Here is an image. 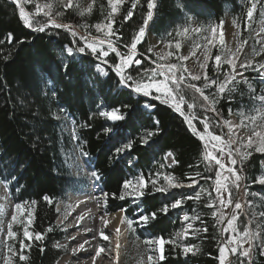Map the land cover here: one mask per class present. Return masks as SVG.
I'll return each instance as SVG.
<instances>
[{"label":"trees","instance_id":"1","mask_svg":"<svg viewBox=\"0 0 264 264\" xmlns=\"http://www.w3.org/2000/svg\"><path fill=\"white\" fill-rule=\"evenodd\" d=\"M99 3L91 12H84L83 16L74 8L64 9L60 19L72 27L97 35L93 26L106 20L110 11L106 0H100ZM180 4L183 7L178 5L177 0H158L155 17L146 27L145 36L137 48L138 58L143 61L142 68L154 67L152 61L157 60L158 55L150 44L151 39L173 44L179 40L180 36L176 33L183 27L190 29L193 24L204 27L217 26L226 17H231L238 25L239 39L249 42L258 22L264 21V7L261 6L264 0L257 4L251 21H248L246 16L247 7L250 6L248 0H180ZM131 5L132 0H125L116 17L115 28L119 30L121 37L118 47L122 52H127L123 44L131 43L139 28L144 26L143 19L147 14L146 0H139L136 9H133V17L125 22L123 18L131 9ZM27 10L30 13L35 12L30 5ZM35 20L40 23L48 21L42 15H37ZM75 39L79 41L80 35ZM0 41V180L8 176V187L13 183L12 177L19 180V183L9 190L10 195L16 203L28 202L27 210L33 214L32 232L44 234L42 241H35L33 238L31 249L24 250L29 259L22 262L18 257L15 264H56L65 253L63 248L57 246V243L64 239V231L56 224L59 215L56 206L66 203L74 179L70 174V165L65 159V154L71 152L72 143L69 136L61 132L55 115L62 111L73 119L76 141L97 175L100 190L106 199L107 213L124 212L135 222L136 231L143 240H146L147 236H163L166 241L175 238L176 233L181 230L180 215H188L192 228L186 237L179 238L177 242L181 245H195L199 251L195 254L189 253L185 257L180 248L166 243L164 247L167 264H219V247L223 238L227 239L229 234L223 233L222 238L221 224L211 215L216 208L207 207V193H211L212 198L216 195L213 190L215 171L205 170L203 143L192 135L183 118L171 107L158 101H150L156 104L151 111L144 110L142 106L148 98L136 96L121 88L118 78L110 69L108 77L97 73L94 66L98 61L90 53L80 55L76 59L68 58L64 50L72 45L73 37L70 31L49 27L45 32H37L26 27L12 0H0ZM149 49L152 51L149 52ZM218 54L220 55L217 50H213L211 61ZM263 58L264 53H261L256 61H262ZM109 60L111 63L118 62L115 54H111ZM172 62L182 63L176 57ZM183 66L185 67L184 64ZM230 70L224 65L221 72ZM139 71L140 68H136L131 74L137 76ZM206 71L209 76L217 77L212 62L208 63ZM255 76L257 75L248 73L245 77L253 85V91L243 79L237 80L234 91L221 94L216 105L220 117H215V120L221 117L228 120L232 114L251 103L253 98L264 95V82L254 79ZM223 78L220 74L219 79ZM193 83L202 86L203 80ZM209 91L214 93L215 88L206 90V94ZM191 95V90H186L189 102ZM116 106L120 107L122 115L128 110H135L134 126L125 122L127 118L111 123L101 115L103 109L112 110ZM129 106L132 108L129 109ZM184 107L187 112L186 105ZM196 111L203 118V109ZM156 120L159 124L155 123ZM196 123L202 131L203 125L199 121ZM148 125H152V130L158 131L159 135L158 147L146 153L140 147V137L144 132L140 127ZM113 129L117 130V134L111 137ZM212 130L215 134H220L224 128L214 127ZM127 142L133 143L136 150L124 157L119 164H115L116 156L112 149ZM250 151L252 155L244 165L236 166L243 167L247 177L243 182L247 214L240 215L238 219L241 231L245 225L253 228L255 208L247 205V202H254V193L264 192V186L253 183V178L263 174L264 153L256 152L255 149ZM165 152H172L176 161L171 167L162 165V155ZM129 160L132 164H128ZM196 172H200L201 176L196 177ZM159 173L171 174L185 185L196 179L197 190H186L171 195L155 192L151 181ZM141 175L146 182L144 196L138 200L125 196L121 200L119 197L124 191L123 183ZM202 177L211 179L206 181ZM160 184L157 182L156 187ZM201 188L207 192L201 196L199 202L185 199L177 212L171 209L175 199L194 196ZM46 195L51 203L44 199ZM235 195L236 187L233 186V199ZM32 201L36 202L35 205L31 204ZM166 204L170 209L167 216L161 211ZM153 212L156 213V219H150L147 226H139L138 215L151 216ZM197 215L200 220L191 219ZM49 227L53 231L48 232ZM205 227L207 232L202 231ZM197 229L201 231L196 233ZM254 243V262L264 264V256L259 254L260 246L257 242ZM41 248L44 249L43 252ZM231 261L237 264L236 257L232 256Z\"/></svg>","mask_w":264,"mask_h":264},{"label":"snow or ice","instance_id":"2","mask_svg":"<svg viewBox=\"0 0 264 264\" xmlns=\"http://www.w3.org/2000/svg\"><path fill=\"white\" fill-rule=\"evenodd\" d=\"M27 3L30 0H23ZM58 4L63 6L65 9L73 8V0H57ZM260 0H248L250 6L247 7L246 16L248 21H251L253 18V13L257 9V4ZM17 6L19 7V15L25 24L26 27L37 31L45 32L49 27L55 29H64L70 31L71 36L73 37L72 45L66 47V51L69 56L79 53L80 55H86L90 53L98 63L95 67L99 73L103 76L108 77L109 71L118 78L119 85L121 88L127 89L131 94L140 96L143 98H148L144 100L145 106L149 109L155 108L156 104L151 103L150 101H158L160 104L167 105L171 107L176 113H178L183 120L185 121L187 128L190 130L193 136H196L203 143V161L205 162L206 171H215V179L213 181L215 198L211 197V193H207L209 196V202L207 204L208 208L215 207L216 210L211 213L213 217H216L217 223L221 224L225 221L226 214L223 210L228 208L234 203L232 198V187L235 186L239 188L241 184L247 179L244 175L243 167L237 168V164L243 166L245 161L249 159L252 155L251 149H255L256 152L264 153V126H261L260 130L255 128L252 130L251 134L247 138V142L243 143L233 138V129L237 125L232 124L228 120H224L222 117L219 120H215V117H220V112L218 111L216 105L219 103L221 94L225 92L231 93L234 91V85L238 83L236 77L242 75V73L237 72V68L243 69L244 72H247L249 69L256 72L262 82H264V61H255L254 58L260 56L261 53H264V38H260L256 41L260 45L259 50L253 49V59H248L243 63H237L240 58V54L243 51V44L241 42L237 45L235 50L224 46L222 49V55H216L214 57V71L217 73V77L213 78L208 75L206 71L209 59L211 56V47L208 45H214L215 43L222 44L223 41H217L216 32L217 26H212L211 32L212 37L208 39V45H205L204 48V58L203 62L199 65L201 72L192 73L188 68L184 67L182 63H172L168 61V57H171L173 53L169 51L167 56L158 55L156 61H152L155 65L152 68H142L143 61L138 58L137 48L141 44L144 36L146 27L155 17L156 9L158 8V0H146L147 4V14L144 16L143 25L139 28V31L133 36L131 43L123 44V47L127 49V52H122L119 50L118 44L121 40L118 32L119 30L115 28L116 17L120 11L121 6L125 3V0H108V6L110 11L107 13L106 21L104 23H97L93 27L97 33H100L99 36L83 35L80 36L79 41L75 38L78 33L73 30L72 26L69 24L58 23L52 15L53 5L48 4H37L34 13H28L25 11V8L22 6L20 0H16ZM139 0H132L131 9L127 12V15L124 16V21L128 22L134 15L133 9H136ZM178 5L183 7L180 4V0H177ZM264 7V4L261 5ZM92 6L89 5L84 11L91 12ZM84 11L80 14L83 16ZM43 14L48 17L47 23H40L35 20L37 15ZM56 16L63 15L62 12H55ZM264 15V13H262ZM222 25V22H221ZM85 27H87L85 25ZM200 28H196V32H200ZM264 31V29H262ZM190 32L188 27H183L182 30L177 31V36L186 35ZM259 35V34H257ZM115 37V39H114ZM9 38L11 39V33H9ZM2 43V41H0ZM171 47V45H169ZM181 45L177 41L175 48L180 49ZM152 50L149 49V52ZM111 54H115L119 62L111 63L109 58ZM148 59V57H144ZM179 61L187 60V56H178ZM164 61V62H159ZM227 64L231 71L221 72L222 65ZM136 68H140L137 76H133L131 71H135ZM187 73V75H185ZM223 75V80L219 79V75ZM203 80L202 86H198L197 83L193 81ZM244 83H249L247 79L244 80ZM249 87L251 84L249 83ZM215 88V92H208ZM186 90H191V102L186 98ZM259 101L264 105V95H261ZM187 107V112L185 111V106ZM132 107L129 106V109ZM196 109H203L204 115L203 118L200 117ZM208 113L214 114L209 116ZM101 115H106L107 118L113 122L121 121L126 119V123L134 126L136 120L135 110L127 111L123 115L119 106H116L112 110L102 112ZM257 118L264 119V111L260 112L257 116H252L250 119L255 122ZM196 121H199L203 125V130L201 131L197 127ZM156 124H159V121H155ZM214 127H227L228 132L225 134L223 131L220 134H215L212 130ZM140 128L144 129L143 135L140 137V147L144 149L146 153L153 151L158 147V131L152 130V125L141 126ZM117 130H111L110 136H116ZM227 136V139H225ZM120 137V136H119ZM117 137V140L119 139ZM240 144L238 147H233V145ZM247 149V150H246ZM136 150L134 144L131 142L123 143L120 147H114L112 152L115 154L116 159L115 164H119L121 160L129 156L132 151ZM86 155V154H85ZM168 156H172V152H168ZM227 156L228 165L224 162V157ZM176 163L175 160L172 162ZM230 165V166H229ZM226 173V174H225ZM96 175V173H94ZM196 177H200L201 173L196 172ZM165 186L156 187V180H152L155 192H163L165 194L169 193L170 189H179L182 187L194 188L198 184L196 179H192L191 183L185 185L178 180L177 177L168 174L164 177ZM206 181L211 179V177H202ZM3 180L7 182L8 176H4ZM13 183L9 185V190L15 184L19 183V180L16 177H12ZM254 184H259L264 186V174L259 175L256 178H253ZM130 186H133L134 191L129 193L127 190ZM138 187L139 190H135ZM146 187V182L144 177L141 175L135 179V181L129 179L123 183V189L121 200L127 195L135 196L136 198H141L144 196V189ZM207 192L206 189L201 188L200 191H197L194 196H188L186 198H177L171 204V209H178L182 206L185 199H192L197 202L200 201L201 196ZM225 193H227V198H225ZM115 195V194H113ZM46 201L51 203L50 198L46 195L44 197ZM35 201H32L31 204L35 205ZM218 203V207H217ZM29 206L28 202L16 203L15 210L20 212L22 209H27ZM165 216L168 215L170 209L166 204L162 210ZM3 212V206H0V213ZM247 214L244 206L240 202H235L234 208H232L231 215L227 218L226 227L222 230L223 233H230L227 239L219 247L218 261L219 264H233V261L228 260V255L237 258V264H255L253 259V253L256 248V243L259 241L258 234L253 231L249 226L245 225L241 231L238 227V219L240 215ZM31 212H28V216L31 217ZM261 217L264 218V212H262ZM156 219V213H151V216L147 214L138 215V222L142 226H147L149 220ZM190 217L188 215L184 216V220L188 221ZM193 220H200V216L191 217ZM17 220V216L13 214L12 222ZM12 222L8 224V232L6 239L15 240L17 238L16 232L12 230ZM107 224V220L104 221ZM129 228L133 226V221L129 220ZM260 227V225H257ZM192 228V224L189 223L187 228L183 233L177 232L176 237L166 241L163 236H159L155 239H149L147 243L152 247L154 253L158 255L149 256V261H155V264H167V256L165 253V244H171L177 248H180L184 253L185 257L189 253L195 254L199 251L195 245H181L177 242L179 238L187 236L188 229ZM48 232L53 231L51 227L48 228ZM201 231L200 229L196 230V233ZM202 231L207 232L205 227ZM195 234V233H194ZM103 236L104 234L101 233ZM35 241H42L44 239V234L41 232H31L27 225L24 227L23 237L24 239L19 241V261L26 262L29 257L24 254L25 249H31L32 239ZM107 236H104V239H107ZM27 241V242H26ZM247 245V247H245ZM7 251L3 257V264H14L13 257L17 256L16 250L12 245H5ZM83 248V245H81ZM43 252L44 249L41 248ZM103 249H98L96 255L99 256L100 252ZM260 255L264 256V241H260ZM243 258V259H241ZM94 259V258H93Z\"/></svg>","mask_w":264,"mask_h":264},{"label":"rangeland","instance_id":"3","mask_svg":"<svg viewBox=\"0 0 264 264\" xmlns=\"http://www.w3.org/2000/svg\"><path fill=\"white\" fill-rule=\"evenodd\" d=\"M12 1L15 2L17 10L19 12V7L17 6L16 0ZM20 2L25 8V11L28 13H30L27 10L29 5L35 9L37 4L43 5L51 3L53 5V18L58 23L67 24L60 19V16L55 15V12H61L65 9L63 6L58 4L57 0H30V2L27 3L23 2V0H20ZM66 2L67 0H65V3ZM99 2L100 0H73V4L75 5V7L73 8L79 12H82L87 9L89 5H91L92 8L96 7L97 3ZM106 2L108 4V0H106ZM40 15L48 19V17L44 16L42 13ZM105 21L106 20H102L99 23H104ZM212 26L204 27L193 24L188 34L179 37L178 42L180 43L181 47L178 50L175 48L176 42L173 44H168L167 42H164L162 40L151 39L150 44L152 50L157 55L163 56H167V53L171 51L173 55L171 57H168V61L170 62L173 61L174 57L177 58L181 55L187 56V60L181 61L185 65V67L188 68V70L194 74L197 72H201L199 65L203 62L205 45H208V39L212 37ZM72 28L80 36L101 35L100 33L95 35L88 33L83 29H78L75 27ZM196 28H200V32H196ZM262 29H264V21H259L257 27L255 28L252 34L251 40L249 42H244L243 44V51L241 52L240 58L237 61L238 64L243 63L248 59H253V49L255 48L258 51L260 47V45L256 43V41L260 38H264V31H262ZM216 38L217 41L222 40L223 43H215L214 45L208 46L211 47V53L213 50H217L220 55H222V49L224 48V46L235 50L237 45L242 42L239 39L238 25L236 21L231 17H226V19L222 22V25H217ZM169 45H171V47H169ZM64 51L65 55L68 56V58L70 59H76L80 56L79 53L69 56L66 51V47ZM257 57L254 58L255 61ZM262 61H264V58ZM209 62H212V65L214 67V59L213 61L209 59ZM224 65L228 66L227 64ZM95 71L99 73L96 67ZM237 72L242 73V75H238L236 77L237 80H243L245 79L248 73H252L253 75H257L254 79L261 81L258 74L252 71L251 69H249L247 72H244L243 69L237 68ZM99 74L102 75L101 73ZM250 90L253 91V85H251ZM260 96L261 95H258L255 99L253 98V100H251V103H248L247 106L240 109V111H237L236 113L232 114L228 119V121H230L232 124L237 125V127L233 129L234 139L246 143L248 136L251 134L254 128L256 130H260L261 126H264V119L257 118L255 122L250 119V117L252 116L258 117V114L264 111V105H262V102L258 99ZM142 108L148 112L152 110L145 106V104H143ZM106 111L109 110L103 109L101 113ZM55 115L56 120L61 127V132H63L65 135H68L72 143L70 145L71 152H67L65 154V159L70 165V174L71 177L74 179L73 186L70 188L69 193L67 194L66 203H59V205L57 206V211L59 212V215L56 220V224L61 226L62 230L64 231V239L61 242L57 243V246L63 248L65 253L56 264H93L94 254L91 253L92 248L103 249V251L101 252L103 253L102 255H104V257L100 255V264H155V261H149V256L158 255V253H154L152 247L147 243L149 239L155 238H152L150 236H147L146 240L140 238L139 234L136 231L135 222L132 219L128 218L122 211L111 213L120 215L119 217L121 219V226L118 231L121 236L119 239L120 244L116 251L114 250V231L112 229H104L98 232L96 237L93 236L91 238H84L83 234L86 230L96 229V226L101 224L105 214L109 215V213L106 212V199L104 194L102 196L100 189L97 188L98 183L97 175H94L95 171L91 167L90 163L88 162V159L86 158V155L81 150L80 146L76 141L77 134L75 131L73 119L70 116H67L66 113L63 111L60 113H55ZM103 117L106 118L109 122L114 123L113 121L109 120L106 115H103ZM223 128V132L227 134V127ZM225 139H227V136H225ZM238 146H240L239 143L233 145L234 148ZM167 154L168 152H165L162 155V165L165 167H171L174 165L172 163L174 158L173 156H168ZM224 162L226 165H228L226 155L224 157ZM128 164H132V162L129 160ZM262 167L264 174V160L262 161ZM164 176L165 174L163 173H159L156 175L154 180H156V183H161L157 187L165 186V181L163 178ZM160 177L161 179H159ZM133 181H135V179H133ZM244 186V183H242L239 188H236V195L233 199L234 203L223 210L228 215L226 216L225 221L221 223V232L223 228L226 227L227 218L231 215V211L232 208H234L235 202H240L245 208L246 204ZM135 190H139L138 187ZM186 190L195 191L197 190V187L194 186V188L182 187L179 189H170L167 195H171V193L178 194L179 192ZM127 191L129 193L133 192V186H130ZM224 195L225 198H227L228 194L225 193ZM127 197L134 198L135 200L139 199L132 195H127ZM253 197L254 202H247V205H252V207L255 208V211L253 210L254 215L252 220L254 221V223L252 230L258 234L259 241H257V243L260 246V241H262L264 234V218H262L260 215L262 212H264V192L254 193ZM86 199L92 200V202L90 201L88 202V204L86 203ZM15 204L16 202L12 199L10 195L8 183L4 180H0V206H3V212L0 213V264H3V257L7 251L5 247L6 244L12 245L17 252V256L13 257V261L15 264V260L19 257L18 254L21 251L19 247V241L24 239L23 231L25 225H27L29 231L32 232L33 214L31 213L32 215L31 217H29L28 212L30 211L27 209H22L20 212H16ZM173 211L177 212V209H173ZM89 212H94L95 215H97V219L95 218V215L88 216L87 218H85L86 215L90 214ZM96 212L98 214H96ZM13 214L17 216V220L15 222H12ZM184 216L185 215H180V233H183L184 230L187 228V225L190 223L184 220ZM129 220L133 221V226L131 228H129ZM9 222H12V230L17 234V238L15 240L6 239ZM79 223L80 228L75 229V226ZM137 223L139 224V226L142 227L138 220ZM257 225H260V227H257ZM189 230L190 229H188V231ZM101 233H103L104 235L102 236ZM228 234L230 235V233ZM92 235L94 234L92 233ZM104 236H107L108 238L104 239ZM224 240L225 238H223L222 243ZM81 245H83L82 249H80ZM80 250H84V252H82L80 255H77L76 252ZM230 256L232 255L229 254L228 259Z\"/></svg>","mask_w":264,"mask_h":264},{"label":"bare ground","instance_id":"4","mask_svg":"<svg viewBox=\"0 0 264 264\" xmlns=\"http://www.w3.org/2000/svg\"><path fill=\"white\" fill-rule=\"evenodd\" d=\"M101 194L103 195V193L101 192ZM92 202V200H87L86 199V203H88V202ZM89 204V203H88ZM57 207V206H56ZM57 211V210H56ZM90 214H88V215H86L85 216V218H87L88 216H94L95 215V213L94 212H89ZM96 214H98L97 212H96ZM120 215H118V214H111V213H109V215H106L105 214V216H104V218H103V220H102V222H101V224H99V225H97L96 227V229H93V230H86L85 232H84V234H83V236H84V238H86V237H89V238H91V237H93V236H95L96 237V235H97V233L98 232H100V231H102V230H104V229H112L113 231H114V250L116 251L117 249H118V247H119V244H120V241H119V239H120V233H118V231H119V229H120V226H121V219H120V217H119ZM95 218L97 219V215H95ZM84 219V218H83ZM105 220H107V224H105L104 223V221ZM80 228V223L78 224V225H76L75 226V229H79ZM92 233L94 234V235H92ZM78 236H80V235H78ZM81 238V237H80ZM88 238V239H89ZM86 241V240H85ZM80 249H82L81 248V246H80ZM97 250L98 249H96V248H92L91 249V253L92 254H94V263L93 264H100V257L101 256H103L104 257V255H102L103 253L102 252H100V255L99 256H97L96 255V252H97ZM82 252H84V250H80V251H77L76 252V254L77 255H80ZM115 253V252H114ZM106 257V256H105ZM109 258V257H108ZM104 259V258H103ZM86 261V260H85Z\"/></svg>","mask_w":264,"mask_h":264},{"label":"water","instance_id":"5","mask_svg":"<svg viewBox=\"0 0 264 264\" xmlns=\"http://www.w3.org/2000/svg\"><path fill=\"white\" fill-rule=\"evenodd\" d=\"M231 258H232V256H230L228 260H231ZM226 264H227V262H226Z\"/></svg>","mask_w":264,"mask_h":264}]
</instances>
